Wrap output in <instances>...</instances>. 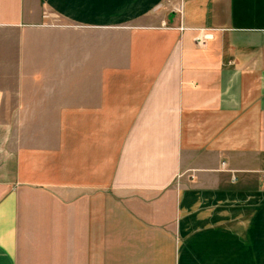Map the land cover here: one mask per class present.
I'll return each mask as SVG.
<instances>
[{"label":"crops","instance_id":"0c3cea01","mask_svg":"<svg viewBox=\"0 0 264 264\" xmlns=\"http://www.w3.org/2000/svg\"><path fill=\"white\" fill-rule=\"evenodd\" d=\"M0 264H264V0H0Z\"/></svg>","mask_w":264,"mask_h":264},{"label":"rangeland","instance_id":"374dc122","mask_svg":"<svg viewBox=\"0 0 264 264\" xmlns=\"http://www.w3.org/2000/svg\"><path fill=\"white\" fill-rule=\"evenodd\" d=\"M178 12V11H177ZM179 14L181 13V12H178ZM182 14V13H181ZM182 21V20H181ZM182 29V30H181ZM180 30L182 31V32H184L185 30H184V28H182V22H181V27H180ZM71 220H69V226H71ZM24 239H25V243L26 244H41V243H44L45 241L44 240H48V242H49V239H52V237H24ZM28 240V241H27ZM57 240H59L60 242H65V243H68V242H72V237H69V236H64V237H59V239H58V237H55V240L53 241V240H51V242H55L56 243V241Z\"/></svg>","mask_w":264,"mask_h":264},{"label":"built area","instance_id":"2783aa9c","mask_svg":"<svg viewBox=\"0 0 264 264\" xmlns=\"http://www.w3.org/2000/svg\"><path fill=\"white\" fill-rule=\"evenodd\" d=\"M182 30V29H181ZM213 39V35L211 33H208L206 31H201L196 39V43L199 47H203L206 45V43ZM235 178H233V181Z\"/></svg>","mask_w":264,"mask_h":264}]
</instances>
